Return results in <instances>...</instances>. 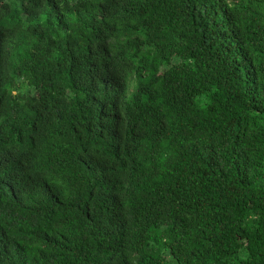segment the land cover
I'll return each instance as SVG.
<instances>
[{
    "label": "trees",
    "instance_id": "1",
    "mask_svg": "<svg viewBox=\"0 0 264 264\" xmlns=\"http://www.w3.org/2000/svg\"><path fill=\"white\" fill-rule=\"evenodd\" d=\"M0 264H264V0H0Z\"/></svg>",
    "mask_w": 264,
    "mask_h": 264
},
{
    "label": "rangeland",
    "instance_id": "2",
    "mask_svg": "<svg viewBox=\"0 0 264 264\" xmlns=\"http://www.w3.org/2000/svg\"><path fill=\"white\" fill-rule=\"evenodd\" d=\"M131 89H132V86L129 85L128 88H127V91H126V94H127L128 96L130 95V91H131Z\"/></svg>",
    "mask_w": 264,
    "mask_h": 264
}]
</instances>
